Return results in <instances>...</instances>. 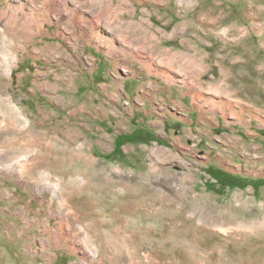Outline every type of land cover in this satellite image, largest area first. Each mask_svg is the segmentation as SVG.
I'll return each mask as SVG.
<instances>
[{"label":"rangeland","instance_id":"1","mask_svg":"<svg viewBox=\"0 0 264 264\" xmlns=\"http://www.w3.org/2000/svg\"><path fill=\"white\" fill-rule=\"evenodd\" d=\"M67 2L0 0V264H264V0Z\"/></svg>","mask_w":264,"mask_h":264},{"label":"bare ground","instance_id":"2","mask_svg":"<svg viewBox=\"0 0 264 264\" xmlns=\"http://www.w3.org/2000/svg\"><path fill=\"white\" fill-rule=\"evenodd\" d=\"M43 1V3L47 6V21H51L52 20V15L53 14H55L54 16L55 17H57V19L58 18H60V17H64V15L66 16V15H68V13H69V10H68V6H69V4H68V2H67V0H61V2L62 3H60L59 1V4H52V2H56L57 0H42ZM76 10V9H75ZM72 11H74V9H72ZM62 19V18H61ZM59 20V19H58ZM11 61V60H10ZM8 64V66H6V70H5V79H6V81H7V79H8V77L10 76V73L12 72V63L11 62H9V63H7ZM13 111H14V108H13ZM16 114V113H15ZM47 137V136H46ZM51 138V137H50ZM44 139V138H43ZM19 149V148H18ZM69 153V154H68ZM67 154H68V156H66L65 157V159H60V160H56L59 164H63V165H60V167L58 166V172H59V176H60V174L62 175V177H66V176H68V174H70L71 173V168H70V165H72L73 166V164H74V162H75V160H77L76 158H77V156H75L74 155V153L73 154H71L70 152H68ZM46 154V153H45ZM79 159V158H78ZM20 160H22V161H27L28 160V157H26V156H22L21 158L19 157V158H17V160L16 161H14V160H12L13 162L12 163H10L7 167H11L12 165H16V164H18L17 162H19ZM42 161H44V160H41L40 158L39 159H35V160H33V164H32V166L33 167H40L41 166V162ZM49 162H47V163H52L53 162V160L51 161L50 159L48 160ZM78 161H80V160H78ZM46 162V161H45ZM30 164V163H29ZM76 164V163H75ZM56 165V164H55ZM80 165V164H79ZM76 167L78 168L79 166H77V164H76ZM76 168V169H77ZM16 169V168H15ZM30 169V168H29ZM74 170V169H73ZM36 172V171H35ZM34 172V173H35ZM31 173V172H30ZM33 173V172H32ZM42 176V178H43V181H44V185H46L47 187H50V188H52V190H53V193L55 194V195H57V192H58V190H59V188H61V187H63L62 185H63V183L61 182V181H53V178H52V175H51V172H49V171H47V170H43V171H40V173H39V176ZM85 176H86V174H84ZM88 175V174H87ZM130 179H133V181H135V179H134V177L132 178H130ZM132 180H127L126 181V183H123V186H124V195H118V199L116 200V198L114 199V200H116L117 201V204L119 205V206H121V208H120V211H121V215H120V219H118V220H122L121 218H125V219H127V218H132V217H134L135 216V213H134V208H136L137 206H141V204L140 203H142V204H146L147 202H149V198H148V192H149V187H148V183L147 182H143V183H134ZM67 183H68V181H66ZM72 182H74V181H72ZM72 182H70V183H72ZM69 183V184H70ZM91 183V182H90ZM93 183V182H92ZM115 182H107L106 184V186H105V188H107V187H109L111 184H114ZM120 184V183H119ZM76 184H74L73 185V183H72V185H65L64 186V188H61V189H63V193H64V197L66 198V200H67V203L69 204V205H71V203L72 202H69V200H71V199H74L75 197H76V195L77 194H80V192H86L85 191V188H84V186L83 187H78L77 185H79L78 183H77V185L75 186ZM89 186H91V184L89 185ZM88 186V187H89ZM113 186V185H112ZM111 186V187H112ZM114 186H115V184H114ZM116 187V186H115ZM77 188V189H76ZM92 188H95V185H94V187H92ZM136 188V189H135ZM137 188H140L139 189V191H136V190H138ZM60 189V190H61ZM79 189H82V190H79ZM50 190V189H49ZM62 193V194H63ZM151 193V192H150ZM149 193V194H150ZM116 196V195H115ZM151 196V198L153 197L152 195H150ZM77 199L79 198V197H76ZM75 198V199H76ZM75 199H74V201H75ZM72 201V200H71ZM151 201V200H150ZM90 202V201H89ZM84 204V203H83ZM115 204V203H114ZM125 204V205H124ZM137 204V205H136ZM140 204V205H139ZM149 204V203H148ZM73 205V204H72ZM77 206V205H76ZM145 206H147V204L145 205ZM92 207V206H91ZM128 207H129V210H128ZM77 207H75V209H76ZM83 209V208H82ZM81 209V210H82ZM80 210V211H81ZM73 211V210H72ZM74 211H79L78 209L77 210H74ZM69 213V212H68ZM75 213V212H74ZM73 213V214H74ZM82 213V212H81ZM69 214H71V213H69ZM72 214V215H73ZM98 214H99V212H97V210H95V209H93V211L91 210V212L88 214V216L90 217H93V216H98ZM60 215V214H59ZM62 215V214H61ZM71 215V216H72ZM76 215V214H75ZM66 217L68 216L69 217V215L67 214V215H65ZM64 215H63V217H65ZM82 217V216H81ZM84 219V218H83ZM117 220V221H118ZM117 223V222H116ZM62 225V227H63V224H61ZM115 225V224H114ZM122 225H123V223H122ZM112 226H113V224L112 225H109V242H110V248H111V250H112V252H114L115 254V256H117V258H119L118 256L120 255V254H122V252H124L123 251V247H122V245H121V239H120V242H119V238H118V236H117V233L118 232H116L115 230H117V229H114V231L112 230ZM120 227H122V226H120ZM79 228V227H78ZM117 228H119V226L117 227ZM80 230H82V228H79ZM121 229V228H120ZM122 229H124V226H123V228ZM62 230V229H61ZM110 230H112V231H110ZM63 232V231H62ZM108 233V232H107ZM85 234V233H84ZM87 234V233H86ZM104 236H105V234H103ZM118 235H120L119 233H118ZM66 237V235H63V237ZM61 237V236H60ZM108 237V236H107ZM121 237V236H120ZM67 238V237H66ZM70 238V237H69ZM60 239V238H59ZM57 240V239H56ZM66 240V239H65ZM106 240V239H105ZM67 241V240H66ZM57 243H59L58 241H56ZM62 242V241H61ZM58 245V244H57ZM62 246V245H61ZM59 247H60V245H59ZM58 247V248H59ZM74 250V249H73ZM78 250V249H77ZM97 250V249H96ZM74 252V251H73ZM105 252V251H104ZM111 252V253H112ZM94 256H96V253L95 254H93ZM92 255V256H93ZM123 257V256H122ZM95 258V257H94Z\"/></svg>","mask_w":264,"mask_h":264},{"label":"crops","instance_id":"3","mask_svg":"<svg viewBox=\"0 0 264 264\" xmlns=\"http://www.w3.org/2000/svg\"><path fill=\"white\" fill-rule=\"evenodd\" d=\"M197 22L203 23V17L200 16ZM244 29H247L246 26H240L238 24H236V25L235 24H232V26L223 29V31H221V33L223 32L224 34H232V33L235 34V33L239 32V31L241 33L242 32L244 33ZM198 31H199V33L201 32V30H198ZM216 32H217V30H216ZM218 33H220V31Z\"/></svg>","mask_w":264,"mask_h":264},{"label":"trees","instance_id":"4","mask_svg":"<svg viewBox=\"0 0 264 264\" xmlns=\"http://www.w3.org/2000/svg\"><path fill=\"white\" fill-rule=\"evenodd\" d=\"M218 181H219V183H221L222 185H224L221 180H218ZM236 185H237V183H231V182H229V184H228V186H236Z\"/></svg>","mask_w":264,"mask_h":264}]
</instances>
